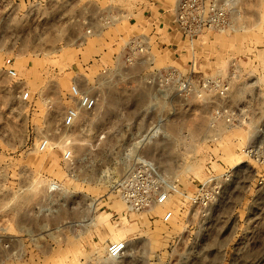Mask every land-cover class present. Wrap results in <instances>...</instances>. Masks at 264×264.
<instances>
[{"label": "rangeland", "instance_id": "obj_1", "mask_svg": "<svg viewBox=\"0 0 264 264\" xmlns=\"http://www.w3.org/2000/svg\"><path fill=\"white\" fill-rule=\"evenodd\" d=\"M145 3L0 0V264H264V0H235L233 30L183 40L181 57L185 48L182 58L194 67L169 61L167 48L154 50L158 66L171 63L230 86L227 98L207 91L162 99L158 114L138 98L148 92L140 71L121 58L134 29L149 33L148 16L146 28L131 22ZM102 11L119 16L106 27V51L93 49L88 23ZM96 57L110 68L104 85L97 83L101 67L86 66ZM9 66L20 80L9 77ZM74 80L99 97L97 109L64 130ZM22 88L30 103L17 96ZM223 105L244 110L238 126H212V111ZM157 118L153 144L132 146ZM44 137L51 145L40 151ZM249 145L258 147L259 161L243 151ZM67 147L71 161L62 156ZM141 156L153 158L179 192L164 206L136 212L127 209L120 184ZM210 173L229 177L217 202L203 209L189 199ZM117 241L127 250L114 260L108 250Z\"/></svg>", "mask_w": 264, "mask_h": 264}, {"label": "built area", "instance_id": "obj_2", "mask_svg": "<svg viewBox=\"0 0 264 264\" xmlns=\"http://www.w3.org/2000/svg\"><path fill=\"white\" fill-rule=\"evenodd\" d=\"M235 0H178L172 9L167 11L171 14V23H167L165 16L160 19H151L142 28L150 27L149 33L139 32L128 39L122 41V61L125 67L137 68L140 72V80L143 87L148 90L147 95L150 102L147 108L148 113H159L160 100L172 101L179 97L190 100L195 97H202L207 91H214L219 97L227 98L229 83L220 79L208 77L195 78L191 73H185L175 65H157V55L154 50L163 51L168 48V32L170 29L176 30L184 39L194 43L201 41L206 35L233 30L231 12ZM119 16L113 12H105L101 15V20L105 27L114 24ZM88 33L91 30L88 29ZM192 60L191 66H195ZM100 66L98 85H104V79L110 73V68L101 63L100 58L91 61L87 69L93 66ZM6 72L12 79L20 80L19 74L14 67L9 66ZM118 74L119 72L116 71ZM115 72V73H116ZM116 73V75H117ZM102 79V80H98ZM19 99L25 103L32 101V95L28 89L18 91ZM68 98L71 104L66 108L62 119L61 128L64 130L73 129L80 120L82 113H94L97 109L98 96L82 87L79 80H74L68 91ZM244 110L223 105L212 111V126L218 120L224 121L229 126H238L243 116ZM163 119H154L150 122L145 133L137 139L135 143L151 141L159 136ZM51 142L47 137L39 140L37 148L45 151ZM243 151L253 159L259 161L261 157L258 147L249 145ZM64 161L73 159L72 150L67 147L62 153ZM130 156V155H129ZM126 156L127 160L130 157ZM138 169H134L120 184V194L130 211H146L157 206H164L171 202L175 192H179L177 187L170 183L169 176L163 173L156 165V161L150 157H137ZM226 177L209 174L206 181L199 185L197 192L191 196L193 204L201 206L203 209L211 207L217 202L224 188L223 178ZM173 217V210L168 209L163 220L168 222ZM127 250L126 242L117 241L109 246L108 254L111 259H119Z\"/></svg>", "mask_w": 264, "mask_h": 264}, {"label": "crops", "instance_id": "obj_3", "mask_svg": "<svg viewBox=\"0 0 264 264\" xmlns=\"http://www.w3.org/2000/svg\"><path fill=\"white\" fill-rule=\"evenodd\" d=\"M177 1L178 0H146L147 3H145V5H149L148 9H146V7L142 8L141 9L142 12H140V13L138 12L137 14H135V16H138V17H133L136 22H133V21H131V22L134 25L136 24L138 27L141 28L144 25V22L146 20L145 18H147V16H148V18H150V20L151 19L153 20V19H160L161 16L164 15L167 23L170 24L171 20H172L171 14L169 12H165V11H167V9L169 11H172V9L174 8ZM103 13H105V11H102L99 13L97 12L96 14L89 15V17H88V21H89L88 23H90V25H92V27H93V34L91 35L90 39L95 40L96 44L94 45L95 47L93 49L98 50V51L108 50V47L106 46V43L108 44V41H107L108 30H106V27L101 20V15ZM134 31L136 33L137 29H134ZM135 33H133V34H135ZM166 38L168 40V45H170L166 49V52L169 54L168 55L169 61L175 57L174 58L175 62H178V60H179V62L183 61V64H182L183 67H185V64L190 65V63H192V61L190 59H187V61L185 63L183 58H182L183 53H185V48L181 49L182 50V57H181V53H180L181 52L180 47H182L181 43L185 39L179 33H177V31L175 29L174 30L170 29V31L168 32V36H166ZM115 44H116V42L114 43V45ZM188 56H189V54H188ZM96 67H97L96 65L93 66L92 70L95 71ZM138 98L144 100L145 102L143 101V103H145V105L148 108L150 98L147 95V93L146 92L140 93L138 95ZM153 141H154V139L151 141L135 143L134 147L150 146L153 144Z\"/></svg>", "mask_w": 264, "mask_h": 264}, {"label": "bare ground", "instance_id": "obj_4", "mask_svg": "<svg viewBox=\"0 0 264 264\" xmlns=\"http://www.w3.org/2000/svg\"><path fill=\"white\" fill-rule=\"evenodd\" d=\"M196 42V41H195Z\"/></svg>", "mask_w": 264, "mask_h": 264}]
</instances>
